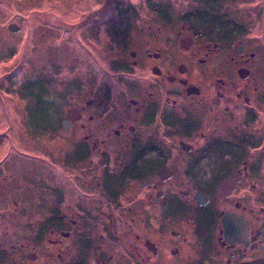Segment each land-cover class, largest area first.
<instances>
[{
	"label": "flooded vegetation",
	"instance_id": "af4514ba",
	"mask_svg": "<svg viewBox=\"0 0 264 264\" xmlns=\"http://www.w3.org/2000/svg\"><path fill=\"white\" fill-rule=\"evenodd\" d=\"M193 4L148 69L135 51L120 63L118 96L105 90L65 115L33 93L42 77L21 85L29 135L73 140L41 157L11 133L2 148L0 134V264H264V79L249 83L255 54L238 43L226 83L212 59L239 29L222 6ZM3 26L6 58V33L23 30Z\"/></svg>",
	"mask_w": 264,
	"mask_h": 264
},
{
	"label": "rangeland",
	"instance_id": "374dc122",
	"mask_svg": "<svg viewBox=\"0 0 264 264\" xmlns=\"http://www.w3.org/2000/svg\"><path fill=\"white\" fill-rule=\"evenodd\" d=\"M216 1L0 0L3 5L0 6V27L4 25L7 32V25L14 22L23 30L19 34L6 33L4 41L12 44V54L6 58L0 56L1 147H11V133L16 148H30L34 150L31 153L41 157L44 149L53 155L61 148L65 151L73 140L69 135L64 134L66 140L56 138V131L45 130L42 136L29 135L25 117L32 104L21 85L32 76L42 77L47 84L36 82L34 88L46 85L43 92L39 91L50 100L51 113L61 102L65 115L67 108L79 100L94 99L105 90L118 96L125 83L121 79L125 75L120 63L128 60L132 64L139 58L133 57L132 53L136 52L140 53L141 60L144 57L139 68L148 69L156 59L150 62L147 53L153 55L160 51L164 41L175 39L184 30L187 24L182 16L194 8L195 2L204 10L210 5L222 6L224 15L233 18L239 29L235 45L213 56L212 62L223 65L224 71L219 68L223 72L221 77H225L226 83L232 82L228 79L230 75L234 78L232 69L239 64L238 57L231 60L228 51L238 54L237 44L242 43L255 54L250 62L256 71L255 78L249 83L260 86L264 79V0ZM141 74L142 71L138 73ZM260 90L264 88L260 86ZM58 92L64 94L62 101L58 100ZM40 120L44 122L42 116ZM44 125L51 130L53 124L46 120Z\"/></svg>",
	"mask_w": 264,
	"mask_h": 264
},
{
	"label": "trees",
	"instance_id": "16d2710c",
	"mask_svg": "<svg viewBox=\"0 0 264 264\" xmlns=\"http://www.w3.org/2000/svg\"><path fill=\"white\" fill-rule=\"evenodd\" d=\"M122 6V5H121ZM154 9L156 10V7L154 6ZM157 9H159V8H157ZM166 16V15H165ZM167 17V16H166ZM43 88H44V86H43ZM38 90H40L41 92H43L44 91V89H42V88H40V89H38ZM34 92V94H36V95H38L37 94V92H36V88H34V90H33ZM39 95H41V94H39ZM39 99L41 100V102H42V105H46V106H48L49 105V103H50V100L48 99V98H46L45 97V95H42V97H39Z\"/></svg>",
	"mask_w": 264,
	"mask_h": 264
},
{
	"label": "water",
	"instance_id": "95a60500",
	"mask_svg": "<svg viewBox=\"0 0 264 264\" xmlns=\"http://www.w3.org/2000/svg\"><path fill=\"white\" fill-rule=\"evenodd\" d=\"M70 112H71V110H70Z\"/></svg>",
	"mask_w": 264,
	"mask_h": 264
}]
</instances>
